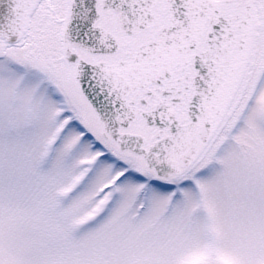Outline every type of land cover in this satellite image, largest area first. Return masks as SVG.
Wrapping results in <instances>:
<instances>
[{"label":"snow or ice","instance_id":"snow-or-ice-1","mask_svg":"<svg viewBox=\"0 0 264 264\" xmlns=\"http://www.w3.org/2000/svg\"><path fill=\"white\" fill-rule=\"evenodd\" d=\"M0 264H264V0H0Z\"/></svg>","mask_w":264,"mask_h":264}]
</instances>
